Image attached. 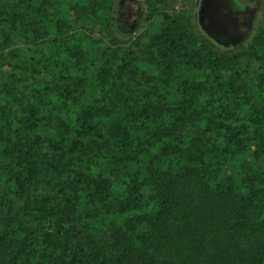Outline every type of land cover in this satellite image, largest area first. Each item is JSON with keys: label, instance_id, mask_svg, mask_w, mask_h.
<instances>
[{"label": "trees", "instance_id": "1", "mask_svg": "<svg viewBox=\"0 0 264 264\" xmlns=\"http://www.w3.org/2000/svg\"><path fill=\"white\" fill-rule=\"evenodd\" d=\"M143 1L151 42L164 46L163 90L133 83L139 67L123 59L75 79V102L66 86L53 127L37 105L16 118L15 95L0 103V264H264V106L247 108L252 129L216 121L194 80L205 74L224 87V107H241L235 64L248 56L264 69V16L246 46L202 37L195 49L161 0ZM2 24L38 34L5 4Z\"/></svg>", "mask_w": 264, "mask_h": 264}, {"label": "rangeland", "instance_id": "2", "mask_svg": "<svg viewBox=\"0 0 264 264\" xmlns=\"http://www.w3.org/2000/svg\"><path fill=\"white\" fill-rule=\"evenodd\" d=\"M88 1L0 0V6L9 5L25 13L29 22L35 21L33 27L38 30L37 36L27 38L8 25L0 26V103L5 106L9 94L15 95L17 101H8L6 106L12 108L16 118L26 114L31 105H37L43 109L40 125L53 127L58 108L64 105L61 101L69 102L63 94L66 86L73 89L71 97L75 102L79 92L71 85L75 79L83 77L87 83L95 79L101 68L115 69L123 59H130L132 67H139L133 83L148 86L150 93L166 87V80L170 78L169 72L163 70L164 46L151 42L147 30L150 22L146 20L148 5L143 0H111L109 3L91 0L89 9L84 11L80 7L86 6ZM39 6L42 10H38ZM157 9L165 10L179 21L186 43L192 41L195 49L203 37L228 51L246 46L251 39L256 23L263 19L264 0H161ZM107 13L115 18L108 16L107 20ZM151 21L154 25L161 23L159 17ZM260 66L248 56L235 64L239 75L233 77L238 88L234 97L242 106L234 109L224 107V87L217 90L213 80L205 74L194 78L201 82L198 93L204 98L203 107L214 112L216 121L245 124L252 129L247 108L254 102L264 106V76L262 80L260 77L264 69H259ZM197 73L194 71V77ZM227 75L228 72L225 77ZM259 81L263 83L259 85ZM207 100H213L212 104H207ZM195 107L200 106L193 105L190 111ZM229 113L232 115L228 116ZM12 132L30 135L29 130H20L19 125H14ZM243 190L244 185L239 183L236 191ZM261 199L264 201V195ZM44 223L47 227L48 222Z\"/></svg>", "mask_w": 264, "mask_h": 264}]
</instances>
